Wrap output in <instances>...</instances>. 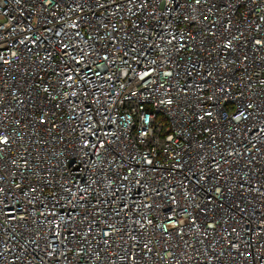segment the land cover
I'll return each mask as SVG.
<instances>
[{
	"label": "built area",
	"instance_id": "built-area-1",
	"mask_svg": "<svg viewBox=\"0 0 264 264\" xmlns=\"http://www.w3.org/2000/svg\"><path fill=\"white\" fill-rule=\"evenodd\" d=\"M0 264H264V0H0Z\"/></svg>",
	"mask_w": 264,
	"mask_h": 264
}]
</instances>
